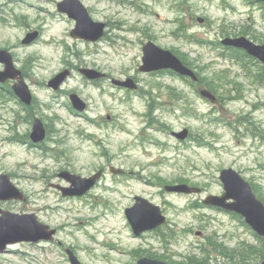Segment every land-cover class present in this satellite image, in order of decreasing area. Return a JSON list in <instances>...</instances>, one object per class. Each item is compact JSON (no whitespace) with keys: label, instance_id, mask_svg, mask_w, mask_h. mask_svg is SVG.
Wrapping results in <instances>:
<instances>
[{"label":"rangeland","instance_id":"374dc122","mask_svg":"<svg viewBox=\"0 0 264 264\" xmlns=\"http://www.w3.org/2000/svg\"><path fill=\"white\" fill-rule=\"evenodd\" d=\"M59 1L0 0V49L11 53L33 95L24 107L9 94L12 82L0 84V174L27 197L6 207L59 229L57 239L80 264H136L142 257L168 264H259L264 243L235 216L202 207L200 199L223 194L219 174L231 168L264 203V67L254 59L244 67L220 45L226 37L264 45V4L80 0L93 21L106 24L104 36L89 43L71 38L75 22L57 12ZM34 31L38 39L22 45ZM149 41L186 62L199 84L140 72ZM85 68L112 80L134 79L139 90L115 87L109 79L89 81L78 71ZM65 69L71 75L52 91L47 83ZM200 88L218 103L201 98ZM72 93L87 104L85 112L72 108ZM34 117L46 128L38 147L27 143ZM184 130L185 140L172 136ZM109 167L132 174L115 176ZM100 169L104 177L82 198H63L51 186L66 185L61 172L89 177ZM177 184L203 193L163 189ZM135 196L161 207L167 224L160 232L132 235L124 211ZM0 264L70 263L55 246L18 243L0 254Z\"/></svg>","mask_w":264,"mask_h":264},{"label":"water","instance_id":"95a60500","mask_svg":"<svg viewBox=\"0 0 264 264\" xmlns=\"http://www.w3.org/2000/svg\"><path fill=\"white\" fill-rule=\"evenodd\" d=\"M264 3V0H253ZM59 13L66 14L75 21V28L70 35L73 39H80L85 42L95 43L103 35L105 24L93 22L87 9L79 0H62L56 5ZM38 37V32H32L26 35L21 41L22 45H30ZM221 45L243 50L247 55L258 60L264 65V45H257L245 37L225 38L221 40ZM142 65L139 71L142 73L157 72L160 70H169L178 76L191 79L197 82L196 74L184 65L173 53L159 48L153 42H147L142 48ZM0 64L3 65V71H0V83L8 80H15L12 86L15 96L24 105H30L32 96L25 84L21 72L13 64L12 56L7 50H0ZM80 73L89 80H95L104 75L91 69H80ZM69 70L57 74L52 78L47 86L54 91L59 90L60 86L69 76ZM113 85L123 87L129 90H135L136 84L132 79L125 81L112 80ZM202 98L210 103L216 102V97L207 89L199 91ZM72 107L78 112H83L86 108L84 102L78 95L69 96ZM45 129L42 122L35 118L32 130L29 135L33 144H38L45 139ZM172 135L180 141L187 138L186 130ZM112 174H121V170L113 167L109 168ZM102 172L99 171L90 178H82L72 175L68 172L59 174V178L70 184L69 187L53 186L61 192L63 197L82 196L91 190L100 179ZM219 181L222 184L224 193L221 196H207L202 203L208 207L234 213L243 218L244 223L260 238H264V204L255 196L251 186L240 174L233 169H224L220 172ZM167 193L200 195L201 189L190 187L185 184L164 186ZM17 200L24 202V194L13 185L9 176L0 174V201ZM125 216L131 226L133 235L138 237L142 233L152 231L166 223V218L162 214L159 206L154 205L148 200L135 197L132 207L125 210ZM55 230L40 223L35 214H18L0 211V251H3L9 244L21 242L38 243L40 241H52ZM71 264H79L73 253L66 250ZM136 264H167L165 262L141 258ZM259 264H264V260Z\"/></svg>","mask_w":264,"mask_h":264},{"label":"flooded vegetation","instance_id":"af4514ba","mask_svg":"<svg viewBox=\"0 0 264 264\" xmlns=\"http://www.w3.org/2000/svg\"><path fill=\"white\" fill-rule=\"evenodd\" d=\"M70 70H73V69L71 68ZM170 73H171V72L168 71V70H160V71H157V72H151V73H148V74L167 75V74H170ZM22 75H23V73H22ZM170 75H172V74H170ZM104 79H110V78H108V76H105L104 78H100V79L93 80V81H99V80H104ZM133 81H134V83H135L136 86H137V88H136L135 90H133V91L137 92V91L139 90V87H138L139 85H138L137 81H135L134 79H133ZM198 84H199V83H198ZM196 85H197V84H196ZM10 86H12V83H11ZM60 90H61V89H60ZM58 91H59V90H58ZM100 171L102 172V174H101V179H102V178L104 177L105 173H106V169H100ZM120 176H128V174H127V173H122ZM51 186H53V185H51ZM15 202H17V201H15V200H10V201H0V211H5V212H11V213H12L13 211H11L10 208H7L6 205H7V204H10V207H11V205H12L13 203H15ZM55 230H56V235H58V233H59V229H55ZM160 231H161V228H157V229H155V230H153V231H151V232H160ZM146 233H147V232L143 233V234L141 235V237H144V236L146 235ZM196 234H200V232H197ZM200 235H202V234H200ZM42 244L55 246L63 256H65V249L69 248L70 250L73 251V249H72L71 247H66V246L64 245V243L60 242L58 239H56V237H55V239H54V241H53L52 243L44 242V243H42ZM37 245H38V244H37ZM9 247H11V245H8V246L6 247L5 250L0 251V254H4V253L8 252V248H9ZM73 252H74V251H73ZM151 258H153V257H151Z\"/></svg>","mask_w":264,"mask_h":264},{"label":"trees","instance_id":"16d2710c","mask_svg":"<svg viewBox=\"0 0 264 264\" xmlns=\"http://www.w3.org/2000/svg\"><path fill=\"white\" fill-rule=\"evenodd\" d=\"M225 51L228 53V56H230V58H232L233 60L235 61H238V62H244L245 60L246 61H251L253 62V59H251L250 57H248L243 51H239V50H236V49H232V48H227L225 49ZM248 58V59H247ZM248 62H244L243 63V66L246 67ZM186 65H188L186 62H184ZM189 66V65H188ZM9 90V89H8ZM11 93V91L9 92V94ZM261 243H264V239H261L260 240ZM223 249V248H222ZM263 252L259 251L257 253V257H261ZM264 259V258H263ZM261 259V260H263Z\"/></svg>","mask_w":264,"mask_h":264}]
</instances>
